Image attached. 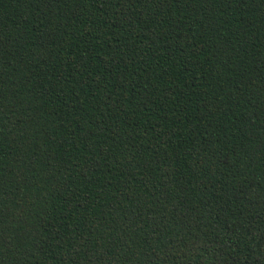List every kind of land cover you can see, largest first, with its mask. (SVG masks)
<instances>
[{
  "label": "trees",
  "instance_id": "1",
  "mask_svg": "<svg viewBox=\"0 0 264 264\" xmlns=\"http://www.w3.org/2000/svg\"><path fill=\"white\" fill-rule=\"evenodd\" d=\"M0 264H264V0H0Z\"/></svg>",
  "mask_w": 264,
  "mask_h": 264
}]
</instances>
